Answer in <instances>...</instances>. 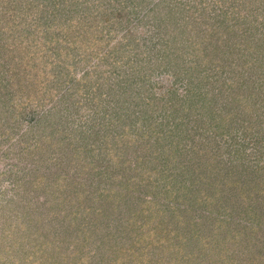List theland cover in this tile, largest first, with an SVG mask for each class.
I'll list each match as a JSON object with an SVG mask.
<instances>
[{
    "label": "rangeland",
    "instance_id": "374dc122",
    "mask_svg": "<svg viewBox=\"0 0 264 264\" xmlns=\"http://www.w3.org/2000/svg\"><path fill=\"white\" fill-rule=\"evenodd\" d=\"M133 1L134 7L128 2L125 7L127 21L120 23L116 16L124 15L112 4L109 19L85 35L93 54L98 46L97 56H90L86 47H76L67 55L56 52V70L47 68L50 75L57 73L52 93L45 79L46 89L33 92L39 94L38 100L23 102L29 91L27 79L0 70L4 87L0 91V264H134L127 244L134 235L154 236L158 242L142 253L145 263L141 258L135 264L169 262L175 260L176 251H167L168 242H176L182 251L184 246L192 250L196 243L190 232L203 230L200 234L206 237L210 223L214 234L195 246L199 249L193 253L202 259L192 255V264H264V203H260L264 195L258 186L250 198L254 183L264 182V125L256 122L258 116L253 120L237 107V97L255 98L264 89V0ZM105 2L97 6L98 11L106 9ZM128 7L136 8L138 16H146L148 8L169 14L176 26L181 23L192 34L167 25L152 33L155 25L149 27L143 17L137 20ZM92 43L97 44L95 49ZM242 60L248 64L243 66ZM255 68L259 79L253 82L249 75ZM235 74L240 75L239 82L233 80ZM204 96L227 109L220 134L235 139L219 138L208 128L194 129V123L186 121L189 104L206 110ZM149 109L155 110L149 115ZM206 114L201 112L204 121ZM180 119L184 126H171ZM48 121L50 133L42 128ZM215 139L223 158L214 160L210 181L193 179L200 172L193 167L194 160L190 164L196 171L188 173L175 169L177 159L171 163L166 155L179 156V151L185 153L194 144L201 149L197 143L204 147L215 144ZM72 140L71 147L63 148ZM68 152L77 158L60 159ZM232 156L238 157L237 168L227 167L233 165ZM114 163L118 170L112 168ZM80 166L84 171L79 173ZM137 172L144 181L128 184ZM169 172L183 176L181 184L171 179L166 191L158 189L160 175ZM152 174H158V179L150 194L146 182ZM178 186L201 199L197 204L202 205L176 204L175 213L174 208L164 207L176 198ZM95 188L102 189L96 199L91 192ZM86 203L87 208L108 212L111 230L106 231V219L95 216V211L70 217L71 210L76 215ZM186 209L191 213L186 214ZM82 220L89 226L76 238L69 235L68 226ZM225 237L228 242L222 240ZM57 240L67 243L60 253L50 249ZM133 251L139 253L135 247Z\"/></svg>",
    "mask_w": 264,
    "mask_h": 264
},
{
    "label": "trees",
    "instance_id": "16d2710c",
    "mask_svg": "<svg viewBox=\"0 0 264 264\" xmlns=\"http://www.w3.org/2000/svg\"><path fill=\"white\" fill-rule=\"evenodd\" d=\"M127 2L129 4L130 7H134L133 3L134 1H128V0H106L105 3H108L106 6V9H98V5H103L104 4V0H0V70H4L5 72L10 75H21L24 78L27 79L28 81V86H29V91L24 94L22 97L23 102H28L31 99L32 100H36L39 97V94L36 93L34 94L33 92L38 91L40 88H45L44 86V80L45 79H49V91L50 93H52L51 91V87L53 85V83L55 82V77L57 76V73H53L52 75H50L47 71V68L56 70V65H58V55L56 54V52H60L61 55H67L69 53L70 50H75L76 51V47H80V48H89V40H87L85 38L86 34H89L87 32L92 31L96 28H98L99 26L103 25V22L109 19V14L112 13V11H114L112 4L119 10V12L121 11L123 13V15L125 16H116V18L118 17V19L120 20V23H122L124 20L127 21L128 20V15L127 12L125 11L127 7ZM103 3V4H102ZM132 3V4H131ZM123 4V6L121 5ZM106 5V4H105ZM129 11L131 12V8H129ZM136 9V8H135ZM132 10L131 14L133 17H136L137 20H139L141 17H143V20L146 21L149 25V27H153L152 25L154 24L155 27H153V29L150 30V32H154L156 31V27H164L167 25V27H171L173 30L177 31V32H183V33H188V34H192L191 30H189L187 27H184L183 24H179V26L175 25L176 21H173V17H171L169 14L166 15L164 13H162L161 11H156L153 12L151 11L152 8H148V13L146 14H142L139 15L137 14L136 10ZM104 15L107 16L104 19ZM124 17V18H123ZM159 18L157 21H152L153 18ZM94 24V25H93ZM126 25V23H125ZM159 29V28H158ZM95 31V30H94ZM88 36V35H86ZM87 41H86V40ZM100 39V36H99ZM85 40V41H84ZM93 40V39H92ZM91 40V41H92ZM83 42V43H81ZM97 42V41H96ZM76 43V44H75ZM78 43V44H77ZM86 44V46L84 45ZM94 45V49H95V45L97 44H93ZM67 47V48H66ZM98 46L97 49H95L96 51L98 50ZM248 50V49H247ZM93 54V51L89 48L88 54L90 56H97V53ZM82 52H84V50H82ZM87 55V52H84ZM241 64L243 66H246L248 64V61L244 62L242 60ZM241 65V66H242ZM65 66V71L68 72V65H64ZM67 66V67H66ZM258 71V69L255 68L254 72H252L251 75H249L250 77H252V81H258L259 77L257 76L256 72ZM61 75V74H60ZM237 79H233L236 80L237 82L240 81V75L235 74ZM66 81H64L65 83ZM262 85L264 86V80H262ZM19 87V86H18ZM4 87L0 86V91L1 89H3ZM46 89V88H45ZM260 92H258V94H256L255 98H250V96L245 95V98H238L237 97V103L239 106L238 107V111L240 110L241 113H243L244 115H248L249 118L254 119V117L258 116L261 118L256 119V122L258 124H262L264 125V118L262 119V115H264V89L259 90ZM208 95V94H207ZM208 97V96H207ZM38 100V99H37ZM205 100V109L203 110L202 108L200 110L197 109H193L191 107L192 104H189L186 107V111H190V113L186 114V111H183L184 108L182 109V111L185 113L184 115H186V117H188V120L186 121H191V123L193 124L194 129H210V131H213L216 135L220 134V131L224 128H222L223 123L225 122V120L227 119V109L224 107H220L218 106L217 102L212 101L209 97L208 100L206 99V97L204 96V98L202 99V102L204 103ZM21 102V101H20ZM22 103V102H21ZM147 104V103H146ZM219 108V110L217 108ZM155 110V109H154ZM153 109H149L147 112L152 113V111H154ZM144 111V109H142V112ZM205 111L208 112L206 114V119L205 121L203 120L202 116H201V112ZM258 111V112H257ZM145 112V111H144ZM257 112V113H256ZM260 112V113H259ZM254 114V115H253ZM257 114V115H256ZM188 115V116H187ZM260 115V116H259ZM208 116L210 117V119L208 118ZM184 116H182L181 119H183ZM43 119V117H39L37 120L39 119ZM150 119V117H148ZM154 118V117H153ZM151 117V119H153ZM180 119V120H181ZM190 119V120H189ZM206 120L208 122V124H206ZM182 121L176 122L175 120H173L174 123L171 124L175 125L177 127L180 126H184L186 124V122L184 124H182ZM182 124V125H181ZM205 125H207V127H205ZM44 127L43 130L47 131L48 133H50V129L51 125L49 124V121L43 125ZM40 130H42V128L38 127ZM53 129H55L53 127ZM169 129H172V132H175L176 129L169 127ZM197 133V132H196ZM38 134V133H37ZM171 132L168 134L170 135ZM171 136V135H170ZM239 136V134L236 136ZM151 136L148 135L147 138H150ZM219 138H223L225 137L227 140H232L235 139L232 136H228L226 137L223 134V131L220 135H218ZM218 138V139H219ZM215 140H213V142H215ZM63 144V143H62ZM61 143H59L58 145H62ZM74 144V140L66 142V146H64L63 148H69ZM197 143V146H199L201 149L197 148L196 145L194 144L193 146H191L190 149H187L188 151H185V153H190V155L186 156L184 152H180L179 151V156H173L172 153H166V155H169L171 157H169L170 162L172 163L174 160L177 159V166H175V169L180 168L183 169V171H186L188 173L190 172H194L196 170L199 169V176L198 174H193L192 177L193 179H196V181H202V178L206 179L207 181H210L208 176H211V172H213L214 167L216 164H214V160L215 159H222L223 156H221V154L223 152H217V143L215 142V144H211V145H205L203 147V144ZM258 147L261 150V146H262V141L260 142L258 140L257 142ZM253 150H257L256 147L254 146ZM69 151V150H68ZM71 151V150H70ZM258 151V150H257ZM70 152H68V156H61L60 159H70L71 162L72 159H74L75 157L77 158L76 154H73L72 152L69 154ZM178 154V153H177ZM183 154V155H182ZM233 155V154H230ZM145 156V155H142ZM234 162L233 165L229 164V166L227 165L228 168H231V166H237L239 165V161H238V157L232 156ZM140 160V159H139ZM190 160H194L193 161V167L196 168V170H194V168L192 167V163L190 164ZM230 162H232L231 159H229ZM142 162V161H141ZM149 161L146 160L145 163H148ZM126 163V162H125ZM130 163V161H128V164ZM213 163V164H212ZM112 165V168L114 170H118V167ZM189 164V167H188ZM88 165V164H87ZM121 165H125L124 162H121ZM89 166V165H88ZM106 167H109L110 165L106 164ZM244 167V166H243ZM84 166H80L77 168L78 172H82L84 171ZM175 169H172L171 171H174ZM190 169V170H189ZM152 170V169H150ZM228 170V169H227ZM91 170V174H92ZM126 172V170H125ZM128 173V172H126ZM130 174L133 172H129ZM138 174H136L137 176L135 177H131L129 179L128 184L131 183H136L139 184V182H143L144 180H142V174H140V172H137ZM170 174L166 175V176H161V183L158 187L162 188L161 190H167L165 188L168 187V183L169 181H171V179H177V181L181 184L182 178L179 175H172V172H169ZM220 173V171L218 172V174ZM110 173L107 172V176ZM114 174V173H112ZM105 175V174H104ZM115 175V174H114ZM153 175V174H152ZM116 176V175H115ZM174 176V178L172 177ZM203 176V177H202ZM101 177V176H100ZM252 177V175H251ZM102 178V177H101ZM108 178V177H107ZM57 179H59L57 177ZM104 180V178H102ZM156 179H158V174H154L151 178L147 179V186H148V190L151 191L150 194H152V191H155L157 186L154 187V185L156 184ZM199 179V180H198ZM212 180V177H211ZM195 182V183H197ZM251 182H253L251 180ZM133 184V185H134ZM177 184V183H176ZM255 185L258 186L259 189V193L260 195H264V182H259V183H254V189L252 187L253 190H251V195L250 198H253L254 194L256 193L255 190ZM128 189V187H127ZM181 187L178 186V188L175 189L174 193L177 194L176 198L174 197L173 200L170 201V204H165L167 202H165L164 207L168 208V209H173V212L175 213L176 211V204H187L189 205L191 203V206H199L202 205L201 204H197L199 202H201L202 200L198 199L197 196H193L191 195L188 190L184 187L181 190ZM94 190V191H93ZM184 190V194L182 195V198H178V191H182ZM100 191H102V189H92L91 192H95L96 196L95 199L97 198V196L100 194ZM104 191V190H103ZM183 192V191H182ZM76 195V192H74L73 196ZM256 198V197H254ZM80 200V199H78ZM206 201L207 200L206 198ZM210 202V201H209ZM146 203V202H145ZM261 205L264 203L263 199L260 200ZM144 204V202H143ZM77 208L76 210H78L79 205L77 204ZM153 206H156L153 203ZM72 207V206H71ZM87 203L80 207L81 208V212H77L76 215L74 212H70V217L76 218L75 216L79 215V214H84L86 215V213L88 212L87 210H91V213H94L95 210H92L90 208H87ZM261 206H259L260 208ZM175 210V211H174ZM96 213L95 216L100 217L102 220L106 219L107 214L108 213L106 211V215L102 212V211H95ZM183 212V211H182ZM184 212H186V214H190L191 211L190 210H184ZM90 213V214H91ZM89 215V214H88ZM69 217V216H68ZM176 221H178L179 217L175 216ZM106 222V223H105ZM104 223V228L106 229V231H108L109 229L111 230V226H110V220L106 219ZM224 222V221H223ZM222 222V223H223ZM220 223V221L218 222ZM216 225V224H215ZM85 226H89V222L88 221H79V223L75 226H68L70 229V234L69 235H74L75 238L78 237V235L82 232L83 228ZM211 226V230L209 232H207V236H203L200 233H203V230H198L197 232L194 233V231H191L190 233L193 234L192 235V240L197 244H199V246L203 245L202 242L206 240H211V236H213L214 234V228L213 224L210 223ZM141 227L143 228V225L139 226L140 229V233L142 232ZM221 226H219L220 228ZM221 229V228H220ZM168 233V232H167ZM169 233H171V235L173 234V231H169ZM86 232L84 234V237L86 236ZM68 236L67 234L65 235V237ZM227 236V235H226ZM179 238V236H176ZM108 237H106L107 239ZM157 237L151 236V237H145L144 235H142L141 237H138L136 235H134V239H129L127 242V244L130 245V247H128V251L131 254V260L135 259L136 262H141V258L143 256V252L144 250H147L150 245H158V242L154 241V239ZM105 239V240H106ZM145 241H142V240ZM159 239V238H158ZM163 239V238H160ZM222 240H224V242H228L229 240H227V237L223 238ZM73 241V240H71ZM75 242V241H74ZM167 240H163L162 243H167ZM146 243V245L144 244ZM168 247H165L167 249L168 252H175V260L171 259L169 262H164V260H157L155 264H171V263H176V264H185L189 263L192 264L193 261L195 259H193L191 256L193 255L194 257H197L199 259V257L201 256L200 254H197V252L193 253V250L196 251V249L199 248H195V246H191L192 250H189L190 247H185L182 251L181 248L177 247V243L172 241V242H168ZM50 245V244H47ZM65 245H67L66 241L61 242V240H57V243L54 242V246H51V248H54V250H56V252H61V250L66 249ZM45 246V245H44ZM43 246V247H44ZM111 247V244L109 242V245L106 246L107 250H109V248ZM126 247V246H125ZM135 247L136 250H139V253H136L133 251V248ZM188 251H187V250ZM126 249H122L123 255ZM173 254V253H172ZM48 258V257H47ZM46 258V259H47ZM137 258V260H136ZM180 258L181 262H177L176 259ZM202 259V257H200ZM262 259L264 257H261ZM82 260V259H81ZM179 260V259H177ZM184 261V262H183ZM142 262L145 263L146 260H143L142 258ZM130 263V262H129ZM31 264H37V262H32ZM40 264H43L40 262ZM111 264V263H110ZM116 264V263H115ZM200 264V263H198Z\"/></svg>",
    "mask_w": 264,
    "mask_h": 264
}]
</instances>
